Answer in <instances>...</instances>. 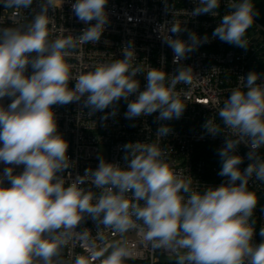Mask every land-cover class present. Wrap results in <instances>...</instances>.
Returning <instances> with one entry per match:
<instances>
[{"label":"clouds","instance_id":"obj_1","mask_svg":"<svg viewBox=\"0 0 264 264\" xmlns=\"http://www.w3.org/2000/svg\"><path fill=\"white\" fill-rule=\"evenodd\" d=\"M63 2L44 0L41 11L26 26L0 30V100L11 98L7 107L0 105V161L24 165L18 175L7 167L0 176V264H125L135 258L123 238L130 231L137 232L151 249L175 254L176 264H264V240L258 245L252 242L258 198L248 188L253 177L264 183V158L257 155L264 147V83H257L260 75L250 72L241 77L224 100L218 112L223 128L212 118L204 124L209 133L227 130L232 137L218 153L222 160L219 175L229 178L226 183L203 191L194 189L191 178L170 168L169 152L158 139L126 144V167L101 158L95 170L86 169L66 186L60 173L73 162L67 156L68 143L57 133L52 105L80 101L87 94L85 106L92 112L103 111L137 93L140 82L135 77L146 72V88L128 103L125 117L159 110L158 120L179 119L185 105L176 86L191 84L193 72L184 66L172 76L162 69L146 70L135 63V51L129 46L123 49V59L73 75L68 59L78 45L100 41L109 22L108 0H75L71 7L76 17L86 24L96 23L77 37L51 39L53 18L48 10ZM32 3L0 0L15 17ZM219 7L220 0H198L190 15L215 16ZM227 7L231 11L223 15L212 35L246 48L247 30L258 15L253 0H228ZM184 30L176 23L160 26L175 63L208 42L207 35L194 32L189 33L188 41L173 38L172 34ZM29 66L33 71L26 75ZM73 79L75 86L69 88ZM170 131L162 125L157 136L162 138ZM241 142L250 147L248 157L254 161L243 172L238 167L242 158L233 154ZM5 180L10 186H4ZM85 182L99 193L81 187ZM86 214L122 239L101 247L88 230L76 232ZM101 233L96 239L103 244ZM259 235L264 238V227ZM76 241L86 246L87 254L64 257L63 250Z\"/></svg>","mask_w":264,"mask_h":264},{"label":"built area","instance_id":"obj_2","mask_svg":"<svg viewBox=\"0 0 264 264\" xmlns=\"http://www.w3.org/2000/svg\"><path fill=\"white\" fill-rule=\"evenodd\" d=\"M43 2L33 0L31 6L20 10L18 17L0 4V30L26 26L41 11ZM73 3L75 0H64L60 7L49 8L48 15L53 18L49 25L51 39L67 35L77 37L96 23L95 20L87 24L80 21L72 10ZM197 4L198 0H108L105 11L109 22L100 41L78 45L68 59L73 75L92 71L99 64L123 59V49L130 46L135 51V63L143 65L146 70L148 67L162 69L172 76L177 74L181 66L190 67L193 72L192 82L176 86L179 98L185 105L179 119L158 120L159 110L147 116L132 119L125 117L128 103L146 88V72L135 77L140 82L137 93H133L127 100L121 98L103 111L92 112L85 106L87 94L80 101L52 105L57 133L68 143L67 156L73 162L71 167L60 173L66 186L82 176L86 169L95 170L101 158L105 162L126 167V144L152 143L158 139L161 147L169 152L167 163L170 168L185 178H191L194 189L203 191L204 188H215L228 181V177L219 175L222 160L218 153L225 147L226 140L232 137L227 130L209 133L204 124L212 118L223 128L218 116L219 109L231 95V90L239 84L241 77L246 78L250 72H255L260 75L257 83H264V22L254 17V23L246 33L247 47H239L212 35L223 15L231 11L227 7L228 0H220V7L216 10L218 15L215 16L211 13L191 16ZM173 23L181 24L182 29H185L172 34L173 38L188 41L190 32L200 37L208 36L207 43H202L179 63L174 62L173 50L164 42L160 32L161 25L171 27ZM32 71L29 66L26 75H31ZM75 82L74 79L70 80L69 88H74ZM10 103L11 98L8 97L0 100V105L4 107ZM105 116L107 118L103 119ZM162 125L168 126L171 131L158 138L157 130ZM250 151V147L241 142L233 153L242 158L243 162L238 166L241 172L254 162L248 157ZM257 155L264 158V147L257 150ZM7 167L14 168V175L24 170V165H7L0 161V176ZM239 183L237 181V185ZM4 186H10V182L5 180ZM81 187L94 190L88 182ZM248 188L258 198L252 217L255 221L252 242L258 245L264 240L259 235L260 229L264 227V183L253 177L249 180ZM94 191L99 193L98 189ZM140 203L143 206L145 201ZM85 230L90 232L94 242L101 247H107L117 238L122 239L119 234L105 229L104 225L87 214L75 229L76 232ZM101 230L103 244L96 239ZM123 238L127 239L135 255V258L126 260L125 264H176L175 254L151 249L135 231L126 233ZM76 254H87L86 246L79 241L70 243L63 250L66 258Z\"/></svg>","mask_w":264,"mask_h":264},{"label":"trees","instance_id":"obj_3","mask_svg":"<svg viewBox=\"0 0 264 264\" xmlns=\"http://www.w3.org/2000/svg\"><path fill=\"white\" fill-rule=\"evenodd\" d=\"M254 10L258 13L255 17L264 22V0H253Z\"/></svg>","mask_w":264,"mask_h":264},{"label":"rangeland","instance_id":"obj_4","mask_svg":"<svg viewBox=\"0 0 264 264\" xmlns=\"http://www.w3.org/2000/svg\"><path fill=\"white\" fill-rule=\"evenodd\" d=\"M118 240H119V238L115 239L113 242L118 241ZM113 242H112V243H113ZM108 251L110 252L111 249L109 248ZM107 254H108V253L106 252L105 255H107Z\"/></svg>","mask_w":264,"mask_h":264}]
</instances>
